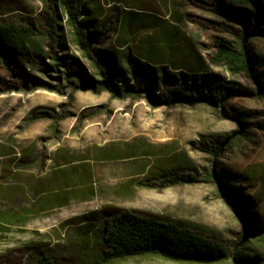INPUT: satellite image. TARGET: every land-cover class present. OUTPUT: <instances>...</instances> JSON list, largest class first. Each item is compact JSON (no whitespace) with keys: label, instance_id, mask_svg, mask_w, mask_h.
Listing matches in <instances>:
<instances>
[{"label":"rangeland","instance_id":"rangeland-1","mask_svg":"<svg viewBox=\"0 0 264 264\" xmlns=\"http://www.w3.org/2000/svg\"><path fill=\"white\" fill-rule=\"evenodd\" d=\"M225 4L219 14L211 0H0V16H32L43 30L31 60L0 59V264H96L102 219L115 209L180 221L231 252L248 223L264 225V36L235 19L248 8ZM71 13L90 47L78 42ZM244 35L260 90L211 60L215 40L239 46ZM217 80L241 92L215 107L168 101L174 87L192 96ZM239 112L248 125L233 118ZM216 142H226L220 156ZM214 170L231 180L240 206L205 180ZM185 173L198 181L157 186ZM250 247L260 257L248 261L264 264V239Z\"/></svg>","mask_w":264,"mask_h":264},{"label":"trees","instance_id":"trees-1","mask_svg":"<svg viewBox=\"0 0 264 264\" xmlns=\"http://www.w3.org/2000/svg\"><path fill=\"white\" fill-rule=\"evenodd\" d=\"M214 3L213 10L219 14H226V4L235 8L246 7L249 13L237 15L236 20L247 26L249 20L260 27L258 34L264 36V0H211ZM75 19L77 40L83 48L90 47V39L84 28L77 21V16L71 13ZM47 29L45 33L49 38L54 39L57 34V22L55 17L47 18ZM36 20L32 16H0V59L9 66L11 54H18L26 60H31L34 51L31 44L33 36L42 33ZM214 52L211 60L217 65H226L234 73H244L250 80L259 87L262 86V76L256 73L259 60L253 55V48L250 38L242 37L239 46H234L225 40H215ZM241 92L221 81L206 83L202 91L188 96L187 87H174L168 91V101H183L191 105L207 103L212 106L223 104L228 97ZM241 125L249 124L247 112H239L232 115ZM216 156L221 155L226 142H216ZM215 179L220 188L225 190L233 202L240 206L239 197L231 186V180L227 175L220 174L216 170L210 172L206 181ZM198 179L190 173L179 175H167L160 179L157 186H174L181 183H192ZM245 224L248 217L243 214ZM246 232L241 242L237 243L235 251L221 241L200 232L196 228L166 217L142 214L131 209H115L108 211L103 217L98 232L99 245L98 259L96 264L101 262H114L120 259L141 256H158L163 259L195 264H216L233 257L236 264H253L248 259H259V254L251 255L253 249L250 244L253 240L264 239V225L259 227L246 225ZM44 258L45 255H44ZM43 264H58L46 260ZM74 264V263H73ZM95 264V263H89Z\"/></svg>","mask_w":264,"mask_h":264},{"label":"crops","instance_id":"crops-1","mask_svg":"<svg viewBox=\"0 0 264 264\" xmlns=\"http://www.w3.org/2000/svg\"><path fill=\"white\" fill-rule=\"evenodd\" d=\"M57 179V178H56ZM76 178L74 177V175L72 176L71 180H75ZM39 188V183L36 184L35 189L33 191H37ZM51 203V202H50Z\"/></svg>","mask_w":264,"mask_h":264}]
</instances>
